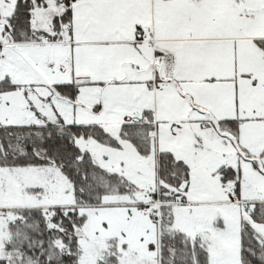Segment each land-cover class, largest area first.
<instances>
[{
    "label": "crops",
    "instance_id": "crops-1",
    "mask_svg": "<svg viewBox=\"0 0 264 264\" xmlns=\"http://www.w3.org/2000/svg\"><path fill=\"white\" fill-rule=\"evenodd\" d=\"M192 11V0H75L71 31L63 42L13 45L1 39L0 47L12 56L19 47L39 55L44 50L43 56L33 53L23 60L31 67L30 58L35 62L41 58L54 78L40 84L59 90L52 91L56 98L51 102L55 104L53 119L67 121L66 125L97 126L110 137L112 131L119 135L126 126L147 136V143L157 130V155H171L188 169L183 182L186 197L192 160L198 166L218 167L212 177L219 174L220 179L219 168H237L235 176L240 179L238 169L244 165L240 167L239 162L260 158L243 152L244 138L252 143L264 134V96L260 94L264 55L257 43L264 37L234 34L226 28L197 35L200 27L193 26ZM145 147L150 155L152 146ZM210 153L225 157L226 164L212 163ZM220 197L205 204H217L232 215L235 206L264 205L262 195ZM234 224L230 235L221 226L219 238L239 254L237 219ZM260 230L264 237V226Z\"/></svg>",
    "mask_w": 264,
    "mask_h": 264
},
{
    "label": "rangeland",
    "instance_id": "rangeland-1",
    "mask_svg": "<svg viewBox=\"0 0 264 264\" xmlns=\"http://www.w3.org/2000/svg\"><path fill=\"white\" fill-rule=\"evenodd\" d=\"M16 1L0 0V40L5 39V43L12 42L5 27ZM192 1V24L200 27V31L195 32L197 35H200L199 32L206 34L209 30L210 33H218V28L223 32L226 28L234 34L264 37V0ZM56 3L58 8H55ZM59 4L58 0L47 3L48 8L57 9L54 14L53 11H47V7L46 11L36 9L33 12L35 31H43L49 36L53 17L63 13V7ZM62 28L59 33L61 39L57 43L63 42L65 36H68L71 24L65 27L62 25ZM40 41L35 44L51 43L46 36H40ZM0 51V83L8 80L7 85L10 83L14 87L5 90L0 86V126L41 125L49 121L65 124L67 121L53 119L56 117L53 108L55 104L52 107L51 102L56 98L52 91L59 90H49L46 85H40L47 78L50 82L54 80L46 70L47 67L41 63V58H37L36 62L30 58L32 65L29 67L23 56L33 55L32 49L15 48V56L11 55L12 52L1 50V47ZM40 51L42 54L34 55L43 56L44 50ZM256 51L263 57L257 49ZM248 60L251 61V58H247ZM13 64L15 67H10ZM260 94L264 96V89H260ZM48 97H51V101ZM258 125H262L261 120ZM209 137L211 135L207 134L206 138L210 139ZM111 138L113 145H101L92 138L86 143H80L100 170L115 175L116 180L108 182L102 174H96V181L105 191L98 197V205H74L78 200L73 186L55 165L0 169V256L4 254L5 246L22 238V230L16 222L21 219L17 210L40 209L41 212H46L45 219H48L56 208H65L69 211L76 209L78 215L86 218L82 228L74 231L81 249L77 264H98L111 253L116 255L118 264H168L165 254L167 258L169 254L177 256L178 253L177 247L170 245L173 240L174 245L180 242L183 252L186 249L184 246L192 249L193 245L196 247L195 250L189 249L192 259H195L193 264L203 260L202 256H197L200 247L206 252V264H249L248 260L252 257H258L257 261L264 264V237L260 230L264 226V205L235 206V214L232 215L217 204H205V201H215L220 196L228 198L240 196V193L242 197L249 199L264 196V134L257 142L251 143L244 138L243 152L260 158L252 159L250 163L239 158L245 162H239L240 167L244 165L238 169L242 173L240 179L235 176L237 168H224L223 172L227 176L224 177L225 183H222L219 174L212 177L218 167L198 166L192 160L189 163L191 177L186 197L183 196V187H187V184L182 183L177 189L169 188L173 194H169L171 200L168 201L161 199V183L157 175V130L151 133L147 144L143 140L139 143L142 147L152 146V153L144 155L148 157L139 155L131 143L116 135V131H112ZM2 151L1 146L0 152ZM210 154L212 163L219 166L226 164L225 157ZM233 177L237 179L230 181ZM192 200L201 204L186 203ZM236 219L240 227V240L246 222L253 231L255 240L252 241L257 244L250 248L251 241L247 240L246 259L243 263L240 256L239 261H236L240 249L237 254L234 249L227 248L225 243L222 245L219 238V228L223 226L225 234L230 235ZM21 221L24 222L23 219ZM174 236L175 238H170ZM56 243L59 249L63 247L62 242ZM193 251L196 252V257H193ZM54 256L50 255L51 259Z\"/></svg>",
    "mask_w": 264,
    "mask_h": 264
},
{
    "label": "trees",
    "instance_id": "trees-1",
    "mask_svg": "<svg viewBox=\"0 0 264 264\" xmlns=\"http://www.w3.org/2000/svg\"><path fill=\"white\" fill-rule=\"evenodd\" d=\"M51 0H17L13 13L7 19L5 32L11 37V44H35L39 43L40 36H46L51 43L60 41L61 31L63 27L70 24L71 21V3L75 0H58L59 5L63 7V13L55 14L53 17V26L49 36L45 32L35 31V23L33 12L36 9L53 11L57 9L48 8L47 3ZM57 7V3L55 8ZM58 8V7H57ZM45 10V11H46ZM260 50L264 53V40L258 41ZM3 43L0 42V46ZM8 80L0 83L2 89L13 87ZM14 88V87H13ZM10 89V88H9ZM12 89V88H11ZM118 137L128 141L134 145L139 153L146 155L149 151L143 148L139 143L141 140L148 139L147 136L140 133L130 132V129L123 126ZM90 138L94 139L101 145H113V139L107 132L97 126H79L75 124L66 125L61 122H46L37 125H9L0 126V169L4 167H31L55 165L59 167L61 172L70 181L77 197L74 205H98L99 198L105 193L100 184L96 181V174H102L104 178L110 182L116 180L115 175H110L100 170L95 165L87 150H83L81 142H87ZM147 142V141H145ZM222 180L227 173L221 169ZM157 175L161 183V199L171 200L172 192L170 189H177L187 180V167L174 160L171 155L160 154L157 159ZM234 178V177H233ZM101 182V179H99ZM99 185V187H98ZM170 188V189H169ZM171 189V190H172ZM163 194H166L163 196ZM173 194V193H172ZM99 197V198H98ZM74 209V208H73ZM21 219L16 220L22 230V238L17 242L5 246L4 254L0 256V264H77L81 249L77 243V236L74 231L82 228L86 218L78 215L76 209L73 211L65 210V208H56L54 214L45 219L46 212L40 209H22L17 210ZM26 223V224H25ZM244 234V238H243ZM171 239L175 238L170 237ZM253 231L245 222L240 240V258L243 263L245 258V245L247 240L251 241L250 248L257 245L253 239ZM59 241L63 247H57ZM112 242V241H111ZM174 242V240H173ZM177 247V256L169 254L165 259L168 264H193L192 253L188 246L184 249L180 246V242L174 245ZM254 244V245H253ZM196 246V245H195ZM247 247V246H246ZM196 247L193 249L195 250ZM252 252H256L252 250ZM206 252L200 247L197 256L203 257V260L197 264H206ZM50 255H55L51 259ZM104 260L98 264H118L117 257L114 253L107 255ZM193 257L196 252L193 251ZM164 258V257H163ZM256 257L249 259V264H262L258 262Z\"/></svg>",
    "mask_w": 264,
    "mask_h": 264
}]
</instances>
